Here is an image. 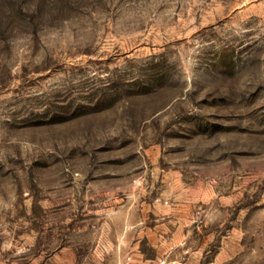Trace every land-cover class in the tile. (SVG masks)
I'll use <instances>...</instances> for the list:
<instances>
[{
	"label": "rangeland",
	"instance_id": "374dc122",
	"mask_svg": "<svg viewBox=\"0 0 264 264\" xmlns=\"http://www.w3.org/2000/svg\"><path fill=\"white\" fill-rule=\"evenodd\" d=\"M0 264H264V0H0Z\"/></svg>",
	"mask_w": 264,
	"mask_h": 264
}]
</instances>
